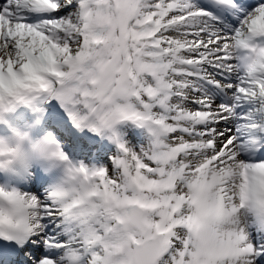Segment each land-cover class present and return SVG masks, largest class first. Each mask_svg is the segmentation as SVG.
Masks as SVG:
<instances>
[{"label":"bare ground","instance_id":"obj_1","mask_svg":"<svg viewBox=\"0 0 264 264\" xmlns=\"http://www.w3.org/2000/svg\"><path fill=\"white\" fill-rule=\"evenodd\" d=\"M92 1L75 0L82 9H79L75 18L61 25L65 29L61 32L62 39L71 35L75 41L65 45L58 44V39L50 34L53 28L48 22L22 27L13 16L11 20L3 18V25L9 28V36L14 39L15 49L11 47L9 37L4 34L0 50V85L6 90L23 86V73H30L32 80L42 83L47 94L39 98V101L42 104L46 101L45 109L40 104L36 110H23L18 114V120L28 117L35 123L34 119H42L43 116L44 124L37 131L46 128L55 132L64 151L74 158L87 161L88 172H92L90 168L93 164L104 166L105 182L96 190H91L93 180L86 177L85 172L73 170L68 175V187H63L57 183L58 177L43 174L44 170L37 168L30 159L23 158L21 166L28 168L29 172L22 175L23 171H19L22 182L25 179V183L34 189L36 185H44L39 191H46L39 195L35 189L36 194L30 195L0 184V197H9L15 201L21 213L18 219L13 220L3 216L0 211V224L12 227L11 238L16 244H22L19 240L22 231L24 235H30L33 239L29 241L31 246L26 244L21 252L27 250L30 255L34 252L42 254L39 263L51 257L52 264L65 262L64 258L58 256L60 250L47 253L44 247L36 245L38 240L47 235V238L50 236L61 246L65 245L63 253L69 255L65 264H113L115 261L130 264L133 257L130 240L134 237V240L141 242L142 236L136 234L130 226H120L113 221L111 213L118 212V215L123 216L122 222H127V195L136 193L138 180L149 172L145 167L136 169L134 164H127V161L134 162L143 155L128 142L129 139L135 140L130 125L115 121L111 102L105 100V97L113 94L110 90L115 87L114 73L125 64L124 72L132 67L135 69L132 85L147 102L144 105L137 104L136 112L140 113L138 111L141 110L151 115V122L160 132L154 135L153 141L143 136L146 147L149 146L153 152H161L163 156L168 153L176 155L171 162L164 163L165 169L161 175L152 171L149 173L151 176L145 180L153 183L152 180L159 178L160 181V177H163L171 180L169 182L178 181L180 193L185 194L183 200L175 196L168 204L167 208L174 210L176 204L182 203L171 221L169 239H161L163 253L160 260L167 253L184 252V258L189 257V262L181 264H201L200 260L203 259L208 264H254L253 259L257 255H261L264 263V148L257 147L260 140L264 144V105H261L264 96V67L258 66L251 72L244 87L246 92L240 98L236 96L235 90L223 83L207 81L215 64L220 72L226 73L227 68H231L232 81L242 76L243 68L232 64L238 63V39L243 36V26L264 13V3L257 4V0H253L254 4L247 8L252 0H238L239 5L245 6V9L237 11L236 8L230 17L221 15L215 22L208 12L202 10L206 9V5H199L198 0H139L135 16L140 21L133 18L129 23V32L123 34L126 43L123 40L122 46L128 56L124 63L122 52L115 54L120 49L121 38L114 35L113 26L106 24L107 18L115 15L116 6L109 0L97 2L98 8L106 7L107 13L95 14L87 8ZM218 1L221 0H203V3H207V6L217 5ZM44 2L52 7L54 14L66 5L60 0ZM223 2L232 6V0ZM17 10L22 12V8ZM7 13L15 12L11 8ZM86 38H90V41H86ZM204 47L207 51L201 54ZM215 49L223 55L214 58L212 53ZM199 54L207 57L206 69L197 72L199 78L205 84L220 89L209 96L208 105L204 104L203 99L208 95L205 87L195 90L192 85L200 86L199 81L187 79L196 78L193 75L196 72L189 67ZM103 66L107 68L106 71H97ZM46 74L64 75L67 81H71L70 75L79 74L75 81L80 85V90L68 94L72 82L57 87L53 80L45 77ZM237 100L249 106L248 110L243 108L241 111L244 115L235 113L231 108ZM185 101L190 102L189 106ZM218 102L220 104H216ZM96 103L101 106L95 107ZM161 105H165L162 110ZM195 109H199L198 112H194ZM92 110L101 112L99 119L91 113ZM188 112L193 114L186 123L170 117L171 113L182 116ZM214 116L222 118L218 123H213ZM157 118L162 119V123L156 122ZM25 123L30 124L31 121L25 120ZM130 124L134 129L140 125L135 121ZM167 126H172L168 131L173 129V134H186L182 142L177 143L169 135L167 141H164L162 134ZM10 127L7 133L14 129ZM196 130L199 132L197 139L192 137ZM206 130L211 131L208 136L204 133ZM114 131L120 135V155L110 138ZM142 133L145 134L144 129ZM8 135L0 134L3 136L1 143L10 140ZM228 135L234 136L233 143L223 140ZM45 139L52 141L51 138ZM5 150L11 151V148ZM257 151H260L259 161L253 165L250 160ZM110 157L115 158L110 160ZM118 157L123 158V161ZM94 159L102 163L90 161ZM181 160L184 162L181 163ZM160 162L163 163V160L160 159ZM153 174L158 177L155 179ZM130 176L135 177V184L131 186L128 183ZM189 195L190 198L195 197L196 201L190 204L191 214L186 219L187 214L182 213L188 208ZM42 202H46V205H42ZM158 204L155 206L148 202L147 214L151 219H156ZM41 206L45 212L41 211ZM51 207L55 211H51ZM61 207L67 211L62 212ZM66 215H71L70 221L66 220ZM39 216L47 219L39 222ZM146 219L148 235H153L155 227L150 226L151 219L148 216ZM89 223L93 225L92 229L88 228ZM180 224L186 225L191 234ZM47 225H50L53 233L49 235L45 232L47 234L44 236L42 231ZM164 237H168L167 231ZM93 239L95 241H91ZM119 247L123 248L122 252L117 251ZM94 251L97 253L93 254ZM92 254L97 257L91 259L89 255ZM19 258L20 255L13 258L10 264L27 263L24 260L19 262ZM165 262L170 264L168 260Z\"/></svg>","mask_w":264,"mask_h":264},{"label":"rangeland","instance_id":"obj_2","mask_svg":"<svg viewBox=\"0 0 264 264\" xmlns=\"http://www.w3.org/2000/svg\"><path fill=\"white\" fill-rule=\"evenodd\" d=\"M19 1V0H18ZM63 4H66L63 8H61V10L57 13L54 14L53 18L51 20H48V23L50 25H52V28L50 30V34L54 35L57 39H58V44H67V43H71L73 41H75V39H73L71 37V35H69L67 38H63L62 39V36L61 35L62 31L65 30V29H62L61 25H62V22H66L68 20H71L72 18H75L74 16H77L79 14V9H82V6L75 2V0H73L72 2H70L69 0H60ZM104 0H99V1H96V0H93L92 1V4H90L89 6H87L88 9H90V12L92 13H95V14H106L107 13V9L105 8H98L97 6V2H103ZM111 2L114 3V6H116V12H115V15H112L111 17H108L107 20H106V24L110 25V26H113L114 27V35L116 34V36H120L121 40L119 41V44H120V49H117L115 51V54H119L120 52H122L123 54V57H124V63L125 61L127 60V55H126V51H125V47L122 46V42L123 40L125 41L126 43V39L124 38V32L125 34L129 32V23L131 22V20L133 18H137L136 15V11H137V3L139 0H109ZM197 1V0H196ZM154 2H158V0H154ZM200 4H205L206 5V9H209L210 6H207V3H203V0H198L197 1ZM209 5V4H208ZM208 7V8H207ZM203 11H206V12H211L209 10H205V9H202ZM220 10V14H222L224 11H225V7H221L219 8ZM146 13V12H145ZM147 14V13H146ZM181 14V13H180ZM178 14V15H180ZM73 16V17H72ZM180 16H183V15H180ZM215 16V15H214ZM216 16H217V13H216ZM144 18V17H143ZM182 18V17H181ZM215 18V21L218 20V18L216 17H213ZM140 21V19H138ZM86 22V21H85ZM177 36V35H176ZM117 37V39H118ZM116 38V37H115ZM14 39L11 40V47L13 49H15V46L13 45L14 44ZM76 40H79L76 39ZM84 40V39H82ZM81 40V41H82ZM90 41V38H86V41ZM218 49H215L213 51V55H214V58H217V57H221L223 54L219 53L217 51ZM205 51V47L202 48V50L200 51L201 54H203ZM80 52V51H79ZM201 54H199L198 56L194 57L195 60H193L192 64L190 65L189 69L191 71H194L196 72V74H193L195 75L194 77L196 78H187L188 80H191V81H199V85H195L194 86L192 84V88L197 90L201 87H205L206 89V93L208 94L207 97H203L204 99V104L205 105H208L207 103V100H209V96L215 94V92L219 91L220 89L214 87V86H211V85H207L203 82V80H201L199 78V75L197 74V72L199 71H203L205 68V65H206V56L205 57H202ZM167 64V63H166ZM262 65V64H261ZM215 69L212 68V73L209 74V78L207 79V81H213V83H223L224 85L228 86L229 88L235 90L236 92V96L238 98L242 97L243 96V92L244 91V84L245 82H247V79H244L242 78V80H240L241 78H238L236 79L235 81H232L230 79V73H231V69L230 68H227V71L228 72H220L219 69H217L218 65L215 64ZM107 68L105 66L103 67H100L98 68L97 71L99 72H102V71H106ZM125 64L121 65L119 67V70L117 72H115V87L110 90V93H113L111 97H105V100L111 102V108H112V113L114 112V120L115 121H120V122H125L127 125H130L129 126V129L130 131H132L133 133V137L135 140H130L129 139V144L132 148H134L135 150L137 151H140L142 153L143 156L141 157H138L137 159L134 160V162H131V161H127V164H129V166H131L132 164L135 165L136 169H141L142 167H145L147 169V171L149 173H151L152 171L154 172V174H158V175H161L160 173L164 171L165 167H164V163H169L171 162V159L173 158H176V155H173V154H166V155H161V152L158 151V153L156 152H153L151 151L150 147L147 146L146 147V141H144V138H147V139H151L153 141L154 139V135H156L157 133H160L158 131V129L155 127V124H153V121L151 122V120H153V118L151 117V115H149L148 113H144L142 112L141 110H139L138 112L140 113H137L135 109V107L137 106V104L141 103V105H144L145 103V100L142 96V93L139 92V90H136L134 89L133 85H132V81H133V77H135V75L133 74V72H135L134 68L132 67L131 70L129 71H125ZM178 72V70H177ZM180 73V72H179ZM247 73V71H246ZM249 73V71H248ZM247 73V74H248ZM66 74V73H65ZM247 74H244V77L247 78ZM134 75V76H133ZM78 76L79 74L77 75H70L71 77V81L72 84L69 86V92L68 94H71V93H75V92H78L80 90V85L77 83V80L78 79ZM93 80V79H92ZM74 81V82H73ZM91 81V80H90ZM74 87V88H72ZM62 94H65L64 92H62ZM111 95V94H110ZM150 95V94H149ZM167 95V94H165ZM68 95H66L65 97H67ZM148 96V94H147ZM168 96V95H167ZM71 98V97H70ZM183 102V101H181ZM185 103L189 106L190 102H186ZM216 104H220L219 102L216 103ZM95 107H100L101 105L99 103H96V105H94ZM164 106L165 105H161V110L164 109ZM249 106L246 105L244 102L242 103L241 101L237 100L236 103H232V110L235 112V113H240L241 115H244L245 113L244 112H241L244 109L248 110ZM174 109V108H173ZM172 109V110H173ZM197 110L199 109H195L194 112H198ZM103 111V110H102ZM91 113H94V116L96 118L99 119V117L102 115L101 112H97L95 110H92ZM143 114H147V115H143ZM193 114V112L191 113H187L186 115H177V114H174V113H171L170 114V117L174 118L176 117L177 119L181 120V122H184L186 123V120L189 118V116ZM93 118V116H91ZM140 117V118H139ZM221 116H214L212 119V121H215L213 123H218L220 120H221ZM89 119V118H88ZM138 119V120H137ZM140 119V120H139ZM87 120V119H86ZM138 122V125L136 127V129H134V126L131 125L130 123L132 122ZM156 122L158 123H162V119H156ZM111 123V121H110ZM169 124V123H168ZM167 124V125H168ZM153 125V127H152ZM172 126H167V130L165 129L163 132V139L164 141H167V135H169L172 139H175L174 141H176L177 143H180L182 142V138H184V136L186 134H183L182 132H178L175 134H173V129L172 130H169L168 131V128H170ZM144 129L145 131V134L142 133V130ZM50 130V129H49ZM175 130V129H174ZM176 131V130H175ZM188 131L191 132V130L188 129ZM45 132V131H44ZM162 132V131H161ZM198 131L196 130L195 131V135H192L193 138L197 139V135H198ZM207 136L211 133V131H205L204 132ZM56 135V133H55ZM144 136V138H143ZM119 137L120 135L115 131H114V134L111 135V141L114 142V144L116 145L117 147V150L119 149L118 153L119 155L121 154L120 153V149H121V143H119ZM233 137L232 140H230L231 138ZM104 138H105V135H104ZM223 140H226L228 141L229 143H233L235 141L234 139V136L233 135H228L227 138L223 139ZM195 142V140H193ZM149 147V148H148ZM166 151V150H165ZM160 154V155H159ZM161 158L163 160V163H159V161H156V159ZM115 158V157H114ZM113 157H110V160L111 159H114ZM120 158L119 160L120 161H123V158L121 157H118ZM81 159L79 161H77L75 164H73V168L77 171V170H83L84 168L83 167H87V161L85 160H82L81 162ZM90 161H94V162H97V163H102V162H99L97 161V159H94V160H90ZM126 162V161H125ZM124 162V163H125ZM184 162L181 160V163ZM79 164L80 166H82V169L78 168L76 165ZM89 166V165H88ZM93 170V172H88L87 176H90V178L92 177V179H94L93 183H92V189L91 190H96L97 188L101 187L102 184L105 182V167L102 166L101 164H93V166L90 168V170ZM96 173H99V174H96ZM149 173H147L144 178H141V180H138L137 182V186H136V193L134 194H128L127 195V199L126 200H136L137 197L140 198L142 200V202L145 204L142 206V208L144 209V219H146V217L148 216V219L150 220L151 217L149 214H147V205L146 203L150 202L152 204H154L156 206V204H158V209L156 210V219H151V223L153 224L151 227H153L154 225H156V223H159L161 227H164V228H167L166 231H167V236L168 237H160V239L166 241L169 239L170 237V234H171V230H172V225H171V221L175 218V211L181 207L182 203H179V204H176V208L173 210V209H168L167 208V205L173 201V198L175 196H177L179 199H182L183 200V197L185 194L183 193H180L179 191V182L176 181H172L175 186L173 188H171L170 190H165L164 185H163V182L165 181H168V183L170 184L169 179H165L163 177H160V181L159 178H157L158 176H153L155 177V179L157 180H152L153 183L154 182H157V184H153L152 182H146V178L147 176H151ZM96 175V176H95ZM95 176V177H94ZM134 176H130L129 179H128V183L131 185H134L135 184V180H134ZM43 186V185H42ZM41 187H38L36 190V192L38 191V193H41L39 191V188H42ZM144 188H148V189H144ZM30 195H34L36 194L35 193V190L33 189H28L26 190L25 188L24 189H20ZM42 190H45V189H42ZM191 195H189V197L187 198L188 201H189V204H188V208L187 210H183V213L182 214H187V217L186 219H188L190 217V204L193 205L195 204V200L196 198L195 197H192L190 198ZM183 202V201H181ZM42 205H46L45 203L42 202ZM162 208H160V206ZM42 207V206H41ZM43 208V207H42ZM128 212V211H127ZM190 213V214H189ZM147 214V216H146ZM42 218V216L40 217L39 216V219ZM40 221V220H39ZM126 224V223H125ZM127 225V224H126ZM184 224H180L179 226L182 228H184L188 234H191V230L185 225L183 226ZM93 225L91 223L88 224V228L92 229ZM146 226H147V223H146ZM155 227V226H154ZM148 226H147V235H148ZM158 234H161L162 232L161 231H158L157 232ZM154 231H153V235H154ZM43 235H45V232L43 233ZM149 236V235H148ZM151 236V235H150ZM91 239V237L89 238ZM161 240V241H162ZM41 241L42 239H40L37 243H38V246L40 248H42V245H41ZM91 241H95V239L91 240ZM91 241H87V242H91ZM82 245L84 244V240L81 242ZM121 250V248H119ZM185 251V250H184ZM78 253V252H77ZM97 253V251H94L93 254ZM89 255V257L91 256V259H95L97 257V255ZM184 252H180L179 254L176 252V253H167L164 258L162 260H159L156 264H165L166 260L169 261L170 264H177L178 262H180V264L183 262V263H187L189 262L188 258L185 259L184 258ZM63 255V254H62ZM74 255V254H73ZM72 255V256H73ZM227 256V255H226ZM258 257V256H257ZM255 256V261H254V264H261L259 262V260H256L257 258ZM227 259V257H226ZM202 261L201 264H208L206 259H203V260H200ZM199 261V262H200Z\"/></svg>","mask_w":264,"mask_h":264},{"label":"water","instance_id":"obj_3","mask_svg":"<svg viewBox=\"0 0 264 264\" xmlns=\"http://www.w3.org/2000/svg\"><path fill=\"white\" fill-rule=\"evenodd\" d=\"M142 226V222H141V225ZM144 229H142V233L144 234ZM150 243H153L152 241L150 240H147L146 243L143 245V247H147V245L149 246ZM160 252H161V247L159 244L155 245V248L152 250V251H148L146 254H145V257L147 256V260L146 262H143L142 260H137L136 261V264H154L155 261L158 259V257L160 256ZM145 261V260H144Z\"/></svg>","mask_w":264,"mask_h":264}]
</instances>
